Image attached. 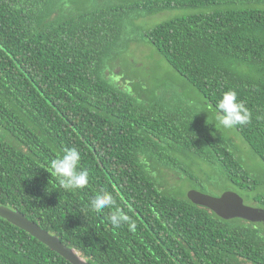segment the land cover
<instances>
[{
  "label": "trees",
  "instance_id": "1",
  "mask_svg": "<svg viewBox=\"0 0 264 264\" xmlns=\"http://www.w3.org/2000/svg\"><path fill=\"white\" fill-rule=\"evenodd\" d=\"M165 10L180 14L137 39L192 86V102L207 113L235 90L251 119L233 130L264 161V0H0V204L87 264H264V225L223 220L188 199L192 188L183 192L191 182L201 191L236 185L264 208V183L229 149L227 131L224 138L195 110L164 103L166 73L146 87L125 77L135 76L123 53L127 26L135 33L137 18ZM118 62L126 73H112ZM72 147L89 184L65 190L50 162ZM163 166L176 189L158 181ZM101 191L135 221L134 232L114 228L109 209H90ZM0 264L71 263L0 217Z\"/></svg>",
  "mask_w": 264,
  "mask_h": 264
},
{
  "label": "rangeland",
  "instance_id": "2",
  "mask_svg": "<svg viewBox=\"0 0 264 264\" xmlns=\"http://www.w3.org/2000/svg\"><path fill=\"white\" fill-rule=\"evenodd\" d=\"M76 1H83V0H76ZM96 4H100L103 2H109L114 0H91ZM131 1V0H130ZM72 10L75 11L74 6H72ZM180 14L179 10H170V11H159L153 15H146L137 18L134 23L139 28L135 33L130 32V28L127 26L126 36L130 37L132 40L129 42L128 47L126 44V48L123 53L126 55L127 61L131 64L128 66V69L131 70L135 74L134 77H129L128 71L126 73V69L122 68V62H118L112 73L117 72V70H123L126 75L125 77L131 78L133 82H139L146 87L144 81H153L159 74H165L164 78L159 81L158 83L163 84L161 87L158 88V95L161 96V99L164 103L173 102L171 108H180L183 110H192L201 115V117L207 119V123L211 128L215 131L221 130L220 136L226 139L229 143L230 150L234 153L236 157H238L243 166L247 167L250 175L261 180L264 183V161L260 158L256 157L253 153V150L250 146L241 138V136L233 130V127L230 129H226L223 127L215 128L214 123H216V115H211L203 110V108L210 109L206 105H202V102L199 99H195L192 102V99L195 98L196 92L192 88L190 84H188L185 80H183L176 72H174L167 63L160 59V57L156 53H150L148 51L149 47L143 45L139 38V33L142 29L148 28L154 24H157L161 21H166L175 15ZM136 38V39H135ZM133 74V75H134ZM132 75V76H133ZM120 81V79H119ZM158 83H154L158 84ZM120 86L123 88L122 84L119 83ZM138 96L143 99V92L138 91ZM224 130L226 132V136L224 134ZM235 146L233 147V145ZM168 167H162V172L160 171L157 174L158 181L164 183L167 187H175L177 188L178 179L174 176L173 172L167 170ZM206 188L201 191L199 187H196L194 183H189V185H183V192L185 193L189 188L195 189L196 191L211 195V196H219L221 192L226 190H233L234 192L238 193L242 196V192L235 190L237 188L236 185H225L218 188H211L208 187L205 183ZM187 187V188H186ZM186 188V189H185ZM185 189V190H184ZM259 192H264V184L261 185L258 189ZM246 204L256 205L254 202L250 203L249 201H244ZM243 220V219H242Z\"/></svg>",
  "mask_w": 264,
  "mask_h": 264
},
{
  "label": "clouds",
  "instance_id": "3",
  "mask_svg": "<svg viewBox=\"0 0 264 264\" xmlns=\"http://www.w3.org/2000/svg\"><path fill=\"white\" fill-rule=\"evenodd\" d=\"M215 107L216 123H214V126L216 129L219 127L230 129L234 126H243L250 122L251 112L245 106V103L238 99V93L233 89L224 91ZM80 160V152L77 148L72 147L65 148L62 154H58L50 162L51 173L57 177L60 186L65 190L83 189L88 186L89 171L87 169L77 170L80 165ZM242 201L244 205L251 207L243 199ZM115 205L116 200L108 191L97 192L90 198L89 203L90 209L96 213H100L104 209H109L111 214L108 216V220L114 228H119L122 224H127L128 230L134 232L137 227L135 221L122 208L114 207ZM251 208L259 207L253 205Z\"/></svg>",
  "mask_w": 264,
  "mask_h": 264
},
{
  "label": "water",
  "instance_id": "4",
  "mask_svg": "<svg viewBox=\"0 0 264 264\" xmlns=\"http://www.w3.org/2000/svg\"><path fill=\"white\" fill-rule=\"evenodd\" d=\"M187 197L194 204L208 208L223 220L240 218L264 225V209L244 205L241 197L233 191H224L219 196H211L192 189L187 192ZM0 217L25 230L71 264H87L73 250L63 245L56 236L41 229L19 212L0 204Z\"/></svg>",
  "mask_w": 264,
  "mask_h": 264
}]
</instances>
